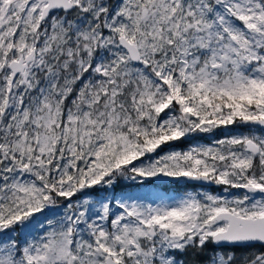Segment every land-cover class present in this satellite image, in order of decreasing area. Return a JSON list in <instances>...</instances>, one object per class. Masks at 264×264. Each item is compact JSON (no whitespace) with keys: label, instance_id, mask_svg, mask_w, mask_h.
<instances>
[{"label":"snow or ice","instance_id":"6c2138e0","mask_svg":"<svg viewBox=\"0 0 264 264\" xmlns=\"http://www.w3.org/2000/svg\"><path fill=\"white\" fill-rule=\"evenodd\" d=\"M0 264H264V0H0Z\"/></svg>","mask_w":264,"mask_h":264},{"label":"rangeland","instance_id":"374dc122","mask_svg":"<svg viewBox=\"0 0 264 264\" xmlns=\"http://www.w3.org/2000/svg\"><path fill=\"white\" fill-rule=\"evenodd\" d=\"M207 140V139H206ZM201 143H208V142H210V141H206V142H202V141H200ZM187 147V146H186ZM148 190H151V191H156V190H158V189H155V188H150V189H144V191H148Z\"/></svg>","mask_w":264,"mask_h":264},{"label":"trees","instance_id":"16d2710c","mask_svg":"<svg viewBox=\"0 0 264 264\" xmlns=\"http://www.w3.org/2000/svg\"><path fill=\"white\" fill-rule=\"evenodd\" d=\"M202 142H206L207 140H206V138L205 139H202L201 140ZM182 147H186V145H182ZM154 188V187H153ZM156 189V188H155ZM158 190H160V189H158Z\"/></svg>","mask_w":264,"mask_h":264}]
</instances>
